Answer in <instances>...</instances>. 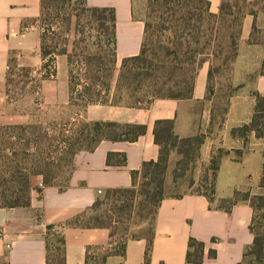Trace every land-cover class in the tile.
<instances>
[{
    "label": "trees",
    "instance_id": "16d2710c",
    "mask_svg": "<svg viewBox=\"0 0 264 264\" xmlns=\"http://www.w3.org/2000/svg\"><path fill=\"white\" fill-rule=\"evenodd\" d=\"M259 5L264 8V0H222L219 12L213 13L209 0H148L140 53L123 59L116 77L115 10L91 7L83 0H41L40 17L23 26L39 23L44 79L50 77L49 70L56 72L57 57L67 58L69 105L79 108L80 113L79 118L65 122L0 126V209L29 208L34 177L42 179V187L37 189L40 194L49 187L67 189L78 153L93 152L103 141L133 143L147 133L146 125L87 121L84 115L90 105L147 109L157 100H192L199 72L208 63L204 100L221 98L222 105L212 102V123L223 125L230 98L241 88L233 86V73L243 22L247 15L256 19L254 7ZM55 27L62 32L57 34ZM66 33L74 36L70 50L68 39L62 38L61 42ZM247 44H264L256 23ZM13 62L11 58L10 65ZM260 74L264 75V61ZM9 76L10 68L7 92L9 101H16ZM253 96L256 104L251 121L233 129V137L246 140L254 133L256 138L264 139V95L254 92ZM154 137L158 159L144 162L140 170L131 172V187L105 191L88 212L63 225L110 230L108 245L89 247L85 264H106L110 257L123 259L127 243L139 239L147 242L145 264H151L157 213L167 196L170 155L175 152L180 156L172 171L173 182L177 183L189 169H195L205 142L204 134L179 138L173 120L157 121ZM223 153L213 152L193 192L202 193L211 209L226 213L240 203L251 206L249 229L254 239L239 264H264V192L236 190L229 198H217L215 186ZM126 163L125 153L107 155L108 167L123 168ZM193 186L194 181L190 184ZM258 187L264 191V167ZM57 231V226H47L46 264H66L65 240ZM204 251L205 244L191 238L187 263L202 264ZM209 257L216 258V252L210 251Z\"/></svg>",
    "mask_w": 264,
    "mask_h": 264
},
{
    "label": "crops",
    "instance_id": "0c3cea01",
    "mask_svg": "<svg viewBox=\"0 0 264 264\" xmlns=\"http://www.w3.org/2000/svg\"><path fill=\"white\" fill-rule=\"evenodd\" d=\"M83 1L91 7L115 10L117 77L123 59L140 53L148 0ZM209 1L212 12L218 13L222 0ZM40 14L41 0H0V126L32 123L38 109L70 108L67 58L57 57L55 77L43 80L45 60L41 56L39 23L23 26L37 20ZM263 19L251 15L244 19L233 73V86L241 88L230 98L226 121L221 126L212 123V101L204 100L208 63L199 72L192 100H157L147 109L90 105L84 115L87 121L141 124L147 126V133L133 143L103 141L93 152L78 153L70 185L63 191L49 187L40 194L37 189L42 187V179L34 177L29 208L0 209V264H46L49 225L57 226V232L64 237L66 264H85L89 247H106L111 240L109 229L63 225L88 212L105 191L131 187V172L140 170L144 162L158 159L154 126L159 120H173L179 138L205 135L198 165L189 172L196 181L213 152H224L215 186L217 198H229L236 190L264 192L258 187L264 167V139L256 138L254 133L246 140L231 134L233 129L250 123L256 104L253 93L264 95V75L260 74L264 44H247L253 24L263 29L259 25ZM11 58L19 66L35 67V74L44 84V89L34 92L28 101H9L7 74ZM41 95L44 100L36 98ZM108 153H125V167H108ZM175 157L169 161L167 177L172 175ZM252 216L248 203H240L226 213L211 209L208 199L192 189H185L179 197L167 194L157 213L151 264H189L186 256L191 238L205 244L202 264H239L254 239L249 229ZM146 246L144 239L130 240L125 258L110 257L106 264H145ZM210 251L216 252V258L209 257Z\"/></svg>",
    "mask_w": 264,
    "mask_h": 264
},
{
    "label": "rangeland",
    "instance_id": "374dc122",
    "mask_svg": "<svg viewBox=\"0 0 264 264\" xmlns=\"http://www.w3.org/2000/svg\"><path fill=\"white\" fill-rule=\"evenodd\" d=\"M254 8L257 9V17H263L264 18V10H263L264 8L262 7V5L256 6ZM146 12H147V10L145 11L144 19L146 18ZM259 25H260V27L263 28V29H261V34L264 37V19H263V21H261V23ZM55 30H57V34L62 32L61 28L55 27ZM62 38L68 39L70 41V43L68 45L69 50H70L71 42L74 39L73 34H70V33L67 34L66 33L65 36L61 37V42L63 43ZM35 71H36V68L29 66V65L28 66H19L15 61L11 64L9 78H10V83L12 84L11 88L13 89V93H12L13 97H15L16 99H24V100L28 101L30 98L34 97V92H37L40 90L42 91L44 89V84L42 82V79L39 78L38 75L35 74ZM49 74H50V77L47 79H52L51 78L52 76L55 77V73H53V71L51 73V70H49ZM43 80H45V79L43 78ZM78 90H81V87H79ZM36 98L38 100L39 99L44 100V99H42V95H41V98L40 97L39 98L36 97ZM212 102L217 103L219 105H222V103H223L221 98L217 99V97L214 98L212 100ZM79 113H80V109L76 108V107H70L69 109H67L66 107L58 106V107L51 108L47 111L46 110L43 111V110L38 109L37 119L33 122L50 123V122H53L55 120L59 121V122H65L69 119L79 118L77 116V115H79ZM174 153H171L170 159L173 158L174 155H176V157H175V159H176L175 164H176V162L178 161L180 156H178L177 154H174ZM170 159H169V161H170ZM170 165L171 164H169V166ZM191 170L192 169H189L186 173V176L184 178L178 180L177 183L173 182L172 175H169L168 177H166V185H165L166 194L176 196V195H179L180 193H182L185 189H192V191L196 190L198 187V181L194 180L189 175V172ZM199 179H200V177H199ZM192 181H194V186L191 188L190 184ZM246 264H249V263H246Z\"/></svg>",
    "mask_w": 264,
    "mask_h": 264
}]
</instances>
